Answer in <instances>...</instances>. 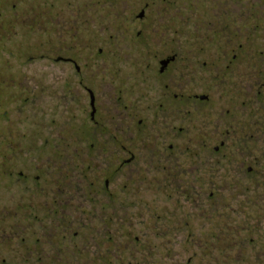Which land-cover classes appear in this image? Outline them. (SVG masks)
<instances>
[{"label": "flooded vegetation", "instance_id": "flooded-vegetation-1", "mask_svg": "<svg viewBox=\"0 0 264 264\" xmlns=\"http://www.w3.org/2000/svg\"><path fill=\"white\" fill-rule=\"evenodd\" d=\"M2 1L11 5L0 9V264H202L208 255L209 264H264L247 221L197 233L176 212L130 203L157 172L165 195L174 190L209 220L212 183L184 181L220 158L248 177L253 161L264 182V0H213L195 30L179 22L145 38L140 29L108 58L87 40L88 2ZM184 5L168 7L181 19ZM137 46L150 57L144 106L101 74L129 64ZM255 144L256 153L239 148Z\"/></svg>", "mask_w": 264, "mask_h": 264}, {"label": "rangeland", "instance_id": "rangeland-1", "mask_svg": "<svg viewBox=\"0 0 264 264\" xmlns=\"http://www.w3.org/2000/svg\"><path fill=\"white\" fill-rule=\"evenodd\" d=\"M39 1L40 0H26L28 5L33 6L34 10ZM66 1L67 0H64L63 3L65 4ZM70 1L72 4L78 2V0ZM146 1L147 0H80L81 3L88 2L90 6L88 16L90 20L89 26L91 28L87 32V40L91 45L97 43L96 47H94L95 49L92 51L97 52V48L102 46L105 52L104 57L108 58L110 53L112 55L116 52V50H113L115 48H130L136 41V32L140 29L143 31V36L145 38L148 35V32H150V28L165 26L169 27V30L177 29L181 26L179 22L186 25V30L191 29L193 31L196 28V20L201 17L206 19L207 16H210L213 13V0H153V2L150 0L149 2H151V5L149 4V7L146 6ZM195 2L196 4L198 2L200 9L201 3H204V5L207 6H204L203 10L201 9L200 11L197 9V6L194 8ZM185 3L186 5H184L183 8L184 16L181 19L178 18L175 10L170 11V8L168 7V4H173L174 6L179 7L181 4ZM8 5H11V2L3 3L2 1L0 9H9L10 7L8 8ZM142 8L146 9L145 16L143 19L138 20L136 15ZM118 32L119 36L117 38L109 39L111 33L117 35ZM98 33L100 37L94 41L92 37ZM180 36L182 35L177 37L179 38ZM108 41L109 43L111 42L112 45H108ZM186 41L194 40L186 39ZM131 51L133 52L131 55H129L128 51V54L125 56L128 58L129 64L114 65L110 63L106 67H103L102 70H105V72L101 71V74L108 78H114L112 79L114 89H116V91L125 92L127 103L134 102L144 106L149 100L147 76L151 74V71H148V69L150 70L151 68V66H149L150 57L148 56L147 51L143 50L142 47L137 46L136 49H131ZM90 68L94 67L90 66ZM109 83L111 82H107V87L109 86ZM226 101L228 106V99ZM255 101V98L251 99V105H255ZM4 102L10 103L9 99ZM222 105H225V103ZM2 109L3 108L1 107V123L3 122ZM145 114L146 113L139 109L138 119L143 118V124L149 126L148 118H146ZM149 136H151V134ZM192 137H199V134L196 135L195 133ZM257 145L258 144L241 146L239 148L240 150L256 153L259 152V146ZM250 164L253 165L257 171V174L253 177L245 175L242 168L235 167V163L223 161L221 158L214 166H203L201 170L202 174H197V176H185V184H193V187H202L201 189H203V191H205V189L207 191L212 183L211 185H213V188L217 191L216 197L218 199L213 201L212 204L215 211L208 214L207 217L210 218L209 220L202 218L197 206L190 203V201L189 203L184 201L183 196L175 193L174 190L168 189L167 192L169 193L165 195V192L157 187L158 185H163L160 176H157V172L154 173L155 180L153 182L152 178L149 177L148 183L142 184L147 187L146 191H139V197L133 196L130 198V203L136 204L137 202H144L145 208L150 205L151 208H154V211L161 213L162 216L165 215L166 211L176 212L178 216L189 219L191 223L190 227L197 233H206L211 227H213V225L218 226L219 230L226 224L230 227L229 230L238 232L241 225L238 226L237 224L247 221V224L249 223L248 225L252 227V231L250 232L254 233L259 240V249L264 252V203L262 201L263 193L260 192L261 189L263 191L262 186H264V182L261 176L262 174H258L261 171V168L253 161H251ZM145 175L149 176V173L146 172ZM175 198L180 201H176ZM209 201L207 200V197H204L201 200H198V204L203 205L204 208L211 211V208H209L210 205H208ZM175 202L183 205L184 208L181 212L178 208L176 210L174 209V207H176ZM145 216L146 219L149 218L148 215ZM163 217H166V215ZM220 231L222 230H219L218 232ZM165 251L166 250H164V252ZM161 253H163L162 249ZM218 254L221 255V253ZM209 261L210 255L203 260L201 259L202 264H209Z\"/></svg>", "mask_w": 264, "mask_h": 264}]
</instances>
